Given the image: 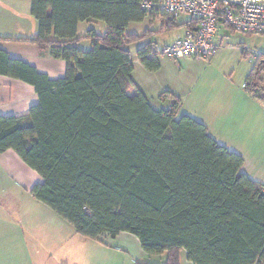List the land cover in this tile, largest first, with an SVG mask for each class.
Returning <instances> with one entry per match:
<instances>
[{"label": "trees", "instance_id": "16d2710c", "mask_svg": "<svg viewBox=\"0 0 264 264\" xmlns=\"http://www.w3.org/2000/svg\"><path fill=\"white\" fill-rule=\"evenodd\" d=\"M141 2L30 0L37 32L29 42L48 46L66 70L49 79L0 48V75L32 85L38 98L24 116L0 115V153L13 150L37 172L31 196L84 237L128 232L145 253L165 254L164 264H179L181 250L192 264H264V185L240 172L242 158L204 124L181 113L177 96L162 92L170 104L155 109L131 78V44L139 43L135 57L146 70L160 64L147 40L153 31L128 33L129 23L157 20L160 33L194 29L196 20ZM99 22L103 32L77 37L79 23ZM82 39L89 49L78 46ZM262 75L259 54L244 82L259 101Z\"/></svg>", "mask_w": 264, "mask_h": 264}, {"label": "crops", "instance_id": "0c3cea01", "mask_svg": "<svg viewBox=\"0 0 264 264\" xmlns=\"http://www.w3.org/2000/svg\"><path fill=\"white\" fill-rule=\"evenodd\" d=\"M158 22L146 17L140 22L129 23L126 30L128 33L137 35L148 30L153 31L147 39L153 42L152 47L155 50L158 46L169 43L182 35L186 29L185 27L176 29V36L169 38L167 37L168 32L154 33L160 27V22ZM89 29L97 32L101 29L102 32L104 26L100 23H79L76 31L77 37H83ZM227 30L229 29L224 26L219 27L214 38L217 48L221 47L223 41L226 40L229 34ZM36 32L37 21L30 14V0H0V48L10 57L35 67L39 73L45 74L49 79L63 77L66 62L61 58L51 57L48 46L29 42ZM245 40H240L244 47L238 49L241 57H249L244 78L241 76L235 78L233 74H230L224 76L221 82L213 81L207 86L189 85L183 76L176 78L177 83L165 81L162 68L165 62L171 61L172 58L158 56L159 69L148 71L136 59L135 50L132 49L133 45L136 49L139 43L129 46L133 66L131 78L136 88L155 109L166 108L170 104L168 99L161 101L158 98L162 92L169 91L177 96L181 101V113L204 124L209 135L219 145L242 158L240 172L249 179L264 185V100L259 101L253 98L244 90L245 78L257 55H264V47L258 43L250 46ZM87 44L90 47L87 39L78 42V46L82 49ZM128 93L134 94L135 89H130ZM37 101L38 98L32 85L0 75L1 116H24L28 113L30 106L36 104ZM7 180L10 181L12 189L16 187L17 190L29 193L31 187L40 182L41 178L13 150L8 149L0 153V192L8 191L7 185L4 184ZM33 200L35 201L27 203L28 206L24 207V210L19 211V215L14 216L2 214H5L7 207H17V204L22 202L14 204L0 202V210L5 209L2 214L0 211V264H103L104 250L117 254L113 255L112 260L110 259L106 264L165 263V254L145 253L138 239L128 232H120L114 238L107 235H102L97 239L84 237L76 233L73 226L66 223L50 207L36 199ZM6 224L13 226L16 232L1 231L7 227ZM14 224L20 228L17 230ZM33 238H41L48 247H34L31 240ZM72 240L74 243L71 242ZM95 248H98L99 254H95L98 258L93 257L91 253L97 250ZM8 254L18 256V261H5L3 255ZM179 264H192L186 259L184 250L180 251Z\"/></svg>", "mask_w": 264, "mask_h": 264}, {"label": "built area", "instance_id": "2783aa9c", "mask_svg": "<svg viewBox=\"0 0 264 264\" xmlns=\"http://www.w3.org/2000/svg\"><path fill=\"white\" fill-rule=\"evenodd\" d=\"M140 5L146 10L154 8L196 20L194 29H185L182 35L154 50L175 59L211 58L217 48L214 38L221 26L240 33L264 34V0H142Z\"/></svg>", "mask_w": 264, "mask_h": 264}, {"label": "rangeland", "instance_id": "374dc122", "mask_svg": "<svg viewBox=\"0 0 264 264\" xmlns=\"http://www.w3.org/2000/svg\"><path fill=\"white\" fill-rule=\"evenodd\" d=\"M184 19L185 18H180V20H184ZM99 23L102 26H104L102 22H99ZM158 27L159 25L157 26V28ZM98 31L101 32V29ZM227 31L229 32V34L225 38L226 40L223 41V45L217 48L216 55L213 59L212 57L206 60L197 59L195 57H189V58L185 57L182 59L172 58L171 61L165 62V64L163 65V68H162L163 80L177 83L176 78L183 76L189 85L196 84L197 86L199 85L207 86L213 81L221 82L224 76H229L230 74H233L235 78L238 76H241L242 78H244V75L247 72L249 57L240 56L241 53L239 52L238 49L244 47V44L241 43L240 40L246 39L245 40L246 43L249 44L250 46H253V44L258 43L260 45H263L264 47V35H260V34H251V35L249 34L248 35L246 33H240V32H235V31L233 32L231 30H227ZM176 33H177L176 30H172L167 33V37L169 38L174 37L176 36ZM160 38L162 39V36H160ZM153 39L155 40V38ZM132 47L134 51L135 46L133 45ZM83 48L84 50H87L90 47L87 44L86 46L84 45ZM158 56L165 57L164 55H161V54H158ZM262 77H263V86H264V75H262ZM4 184L7 185L8 191L0 192V202H6V204L7 202L8 203L11 202L12 204L16 202L17 203L22 202V203L17 204V207H11V208L7 207L6 211L5 209L0 210L1 214L4 213L5 211V214H2V215H6V216H14L15 214L19 215L20 214L19 211L24 210V207L28 206L27 203L29 201H35L33 200L34 198L29 193H26L23 190H17L18 188H16L14 184L13 186L15 188L12 189L11 183L9 180L5 181ZM7 206H9V204ZM27 208H30V207H27ZM6 225L7 227L1 229V231H8V233L16 232L13 226L11 225L8 226V224ZM14 226L16 229L20 228L16 224H14ZM9 228L11 229L10 231H9ZM31 240L34 243V247H38V248L48 247L47 245L45 246V242L41 238H37V239L33 238ZM14 241L16 242L15 239ZM73 241L74 240H72L71 242L74 243ZM12 243H13V240H12ZM97 247H100V246H97ZM95 249L97 250L92 251L91 253L93 254V257L98 258V255L95 256V254H99L98 248H95ZM102 254H103V260H102L103 264L104 263L106 264L110 259L112 260L113 255H117L107 250H104ZM3 258L5 261H9V260L18 261L19 257L8 254V255H3Z\"/></svg>", "mask_w": 264, "mask_h": 264}]
</instances>
